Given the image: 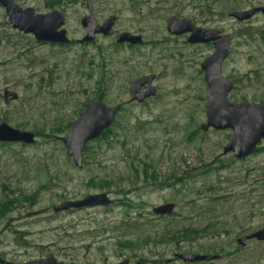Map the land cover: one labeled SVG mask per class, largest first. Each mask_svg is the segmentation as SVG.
<instances>
[{
	"label": "rangeland",
	"instance_id": "rangeland-1",
	"mask_svg": "<svg viewBox=\"0 0 264 264\" xmlns=\"http://www.w3.org/2000/svg\"><path fill=\"white\" fill-rule=\"evenodd\" d=\"M13 1L39 15L59 12L70 44L37 43L12 29L0 6V124L36 139L0 145V260L183 264L175 256L193 253L216 257L198 264H264V242H236L264 228V141L243 160L221 155L232 132L200 128L209 95L200 65L213 47L166 32L175 16L230 35L221 66L233 84L228 100L264 105V17H227L264 0H91L98 23L116 22L89 44L81 43L85 0ZM119 33L143 44L117 45ZM148 75L155 96L129 103L130 83ZM5 89L18 100L4 104ZM97 101L119 111L77 169L60 138ZM97 194L113 205L53 212ZM168 203L171 216L152 214Z\"/></svg>",
	"mask_w": 264,
	"mask_h": 264
},
{
	"label": "water",
	"instance_id": "water-1",
	"mask_svg": "<svg viewBox=\"0 0 264 264\" xmlns=\"http://www.w3.org/2000/svg\"><path fill=\"white\" fill-rule=\"evenodd\" d=\"M87 16L83 17L80 25L85 30L82 43L88 44L94 41L96 35L107 36L111 33L116 18L110 16L102 24L96 25L92 7L86 0ZM0 6L4 9L7 20L12 29L24 35H31L37 43L65 46L70 43L66 31L63 29L65 19L56 11L49 14H35L33 9H23L13 0H0ZM260 14L264 17V5L241 11H230L227 17L238 23H244ZM166 32L172 36L188 35V44H211L213 53L200 65L203 72V80L208 88L209 95L204 107L205 123L201 130L215 131L229 130L232 135L223 147L221 155L231 154L235 160H243L256 152L257 147L264 141V105H251L246 102L233 104L228 96L233 89L232 82L221 74L222 63L230 53L232 37L222 34L218 30L205 29L195 26L190 20L172 16L166 23ZM117 45L140 46L143 41L140 36L130 33H119L115 37ZM153 75L133 80L129 85V103L142 104L145 100L155 96V88L152 86ZM143 89L142 91H140ZM2 99L9 105L18 100L16 93L5 89ZM118 109L109 107L97 101L90 103L81 112L79 117L71 124L64 137L60 138L67 156L77 169L82 168V152L85 146L100 136L114 123ZM35 135L31 132L20 131L0 124V144H22L26 146L35 143ZM111 203L106 194L89 195L82 200L68 201L53 209L54 213L71 209H82L96 206H106ZM175 211L174 204H165L154 207L152 213L156 216H170ZM264 241V228L253 232L246 240ZM238 245L243 242L237 241ZM177 258L183 263H196L206 260L205 256L194 254H181ZM0 263L3 262L0 260ZM18 264V263H5ZM23 264H64L48 257L30 261ZM122 264H127L126 262Z\"/></svg>",
	"mask_w": 264,
	"mask_h": 264
},
{
	"label": "flooded vegetation",
	"instance_id": "flooded-vegetation-1",
	"mask_svg": "<svg viewBox=\"0 0 264 264\" xmlns=\"http://www.w3.org/2000/svg\"><path fill=\"white\" fill-rule=\"evenodd\" d=\"M90 1V4H91V7H92V15H93V19H94V21H95V23H96V25H100V24H102L103 22H100V23H98L96 20H95V18H94V14H93V12H94V10H93V6H92V2H91V0H89ZM85 4H86V0H85ZM85 7H86V5H85ZM87 10V9H86ZM87 14H88V11H87ZM257 15H260V14H257ZM256 16V15H255ZM254 16V17H255ZM64 27V26H63ZM84 30H86V29H84ZM170 35V34H169ZM98 36H101V35H96L95 36V38L96 37H98ZM171 37H182V38H186V42H187V39H188V35H180V36H172V35H170ZM95 38H94V40H95ZM82 43V42H81ZM40 44H42V43H40ZM70 44V43H69ZM68 44V45H69ZM84 44V43H83ZM89 44V43H88ZM143 44V43H142ZM46 45H51V44H46ZM191 45V44H190ZM54 46V45H53ZM56 46H58V45H56ZM65 46H67V45H65ZM141 46V45H140ZM149 76V75H148ZM143 89H141L140 91H142ZM109 198V197H108ZM110 199V198H109ZM110 201H111V203L109 204V205H106V206H96V207H90V208H82V209H94V208H108V207H111L112 205H113V201L110 199ZM168 204H170V203H168ZM172 204V203H171ZM165 205V204H164ZM175 205V204H174ZM175 208H176V205H175ZM153 209V208H152ZM71 210H81V209H71ZM151 212H152V210H151ZM175 212V211H174ZM173 212V213H174ZM172 213V214H173ZM153 214V213H152ZM154 215V214H153ZM154 216H156V215H154ZM171 216V215H170ZM156 217H167V216H156ZM169 217V216H168ZM250 234H252V233H250ZM250 234H248V235H250ZM247 235V236H248ZM247 236H245V238H244V240H242V239H238V240H241L243 243L241 244V245H238V243H237V245L238 246H240V247H244L245 246V243L247 242H253V241H256V240H246V237ZM237 240V241H238ZM236 241V242H237ZM256 242H258V241H256ZM264 241H262V243H263ZM259 243H261V242H259ZM183 254H193V253H183ZM181 255V254H180ZM194 255H201V254H194ZM177 256L178 255H176L175 256V259L176 260H178V261H180L178 258H177ZM201 256H205L206 257V260L205 261H203V262H196V263H183V262H181V263H183V264H198V263H204V262H207V261H213V260H215L216 259V257H214V256H212L211 258H209L208 256H206V255H201ZM124 262H126L127 264H129V261L128 260H125ZM124 262H122V263H124ZM122 263H120V264H122ZM1 264V263H0ZM4 264V263H3Z\"/></svg>",
	"mask_w": 264,
	"mask_h": 264
},
{
	"label": "trees",
	"instance_id": "trees-1",
	"mask_svg": "<svg viewBox=\"0 0 264 264\" xmlns=\"http://www.w3.org/2000/svg\"><path fill=\"white\" fill-rule=\"evenodd\" d=\"M118 111H119V107L117 108ZM110 132V130H106L102 135L101 137H104L105 135H107L108 133ZM2 146H4L5 144H0ZM83 151H85V148L83 149ZM4 213V210L2 209V205H0V214Z\"/></svg>",
	"mask_w": 264,
	"mask_h": 264
}]
</instances>
